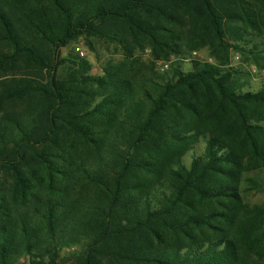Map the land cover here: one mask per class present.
<instances>
[{"label":"trees","instance_id":"1","mask_svg":"<svg viewBox=\"0 0 264 264\" xmlns=\"http://www.w3.org/2000/svg\"><path fill=\"white\" fill-rule=\"evenodd\" d=\"M184 14L183 41L171 26ZM253 34L264 0H0V264H248L264 205L242 203L238 184L264 170V87L236 91L224 67L232 49L264 66L244 48ZM80 37L127 58L206 46L215 64L133 82L124 60L91 75L54 57ZM200 135L188 166L167 154Z\"/></svg>","mask_w":264,"mask_h":264},{"label":"rangeland","instance_id":"2","mask_svg":"<svg viewBox=\"0 0 264 264\" xmlns=\"http://www.w3.org/2000/svg\"><path fill=\"white\" fill-rule=\"evenodd\" d=\"M181 23H175L171 28L177 33L182 35L184 41L186 30L191 22L190 17L187 14L181 16ZM250 44L244 47L246 50L252 48L254 45L257 49L264 50V35H249L247 38ZM185 53L178 58L170 56L167 60L155 59L150 49L144 47L143 49L133 50L129 58L125 57L123 48L115 41L109 39H85L80 37L76 41L68 44L65 47L58 48L54 57L57 60L79 57L85 59L90 64L89 74L101 75L102 69L108 65L111 67L119 65L124 60L127 61V67L121 72L127 80L133 82H140L147 76L163 74H172L171 66L175 63H180L183 71H189L191 69V62L196 61L198 63H209L214 65V60L210 57L209 50L206 46H202L198 49H191L184 47ZM264 61H261L262 64ZM228 69H237L239 71L233 78V84L236 91L243 92H256L264 87V66L258 67L253 63V58L250 53H238L233 49L229 53V64L224 67ZM223 68V69H224ZM21 75L27 77H34L38 80H42L44 73L34 72L33 70L22 69ZM146 88H153L152 85L146 84ZM204 151V139L200 135L197 142L190 145L188 148L172 147L167 153H181V159L183 163L188 166L193 157L202 156ZM172 152V153H171ZM264 170L251 169L247 172H243L238 184L240 200L242 203L248 205H264V193L260 186L263 181ZM241 254L245 261L249 264H264V247L258 250H241Z\"/></svg>","mask_w":264,"mask_h":264}]
</instances>
